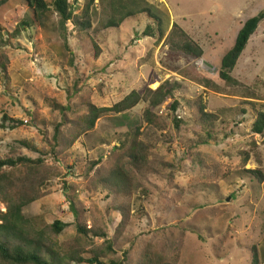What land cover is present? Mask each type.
Wrapping results in <instances>:
<instances>
[{
	"label": "rangeland",
	"instance_id": "374dc122",
	"mask_svg": "<svg viewBox=\"0 0 264 264\" xmlns=\"http://www.w3.org/2000/svg\"><path fill=\"white\" fill-rule=\"evenodd\" d=\"M69 1L75 13L87 4ZM148 1L170 17L161 39L144 34L153 24L146 14L105 29L106 6L99 0L91 6L92 28L79 35L71 21L62 31L56 12L46 28L25 27L22 20L29 16L23 0L0 4V65L7 64V76L0 66V158L43 160L29 177L35 185L43 181L38 187L44 193L22 208V226L47 257L74 239L90 258L91 250L99 251L111 239L117 253L104 250L102 264L125 250H130L129 264L146 256L161 264H253L254 247L264 264V179L260 182L249 171L264 174V135L252 132L257 111L264 110V19L231 72L238 83L229 85L219 76L222 57L245 21L264 12V0ZM173 23L202 47L201 58L170 49L166 40ZM16 27L20 30L13 37ZM95 44L102 50L98 58ZM195 78L212 80L218 90ZM162 84L173 88L180 103L175 113L169 108L173 99L154 109L163 129L143 121L150 103L142 100L124 113L101 115L93 129L74 139L80 129L75 125L90 103L109 107L132 90L144 95ZM242 86L259 99L245 97ZM199 103L219 116L213 125L199 121ZM137 128L147 156V167L139 174L127 163L134 146L116 149ZM246 152L250 159L244 165ZM25 174L22 166L14 184L0 186V223L8 205L20 202ZM95 178L102 184L110 180L114 191L101 188ZM70 201L77 204L80 222L107 237L91 233L93 243L76 237ZM55 220L69 224L58 237L47 228Z\"/></svg>",
	"mask_w": 264,
	"mask_h": 264
},
{
	"label": "trees",
	"instance_id": "16d2710c",
	"mask_svg": "<svg viewBox=\"0 0 264 264\" xmlns=\"http://www.w3.org/2000/svg\"><path fill=\"white\" fill-rule=\"evenodd\" d=\"M6 0H2L0 2L4 3ZM25 5L27 6V13L29 19H23L22 24L25 27L36 26L37 24L46 28V21H49L50 16L53 12H56L59 15L60 23L59 25L62 27L59 28L62 31L66 32V24L68 21L73 23V29L76 34L87 33L92 28V13L91 6L95 3V0H87V4L83 7L80 13H75L72 4L69 0H52L50 4L47 0H23ZM101 5H105L106 9L105 15L106 18L103 22V27L105 29L111 27H119L124 20L130 17H135L140 14H146L152 20L153 24L147 26V30H145L144 34L157 37L161 39L165 37L166 33L169 30L171 20L168 14L157 7L156 5L150 3L148 0H99ZM107 3V4H105ZM264 19V12H261L248 20L245 21L243 26L240 28L235 43L230 50H228L225 55L222 57L221 66L219 70L220 78L227 84L231 85L233 83H238V81L232 76L231 72L235 68L237 61L245 49L246 45L250 37L255 33L258 28L260 22ZM50 27V26H49ZM53 30H58V27L55 23L52 26ZM20 29L16 27L13 37H16L18 31ZM3 31V28L0 26V34ZM167 44L170 49L179 50L184 54L201 58L203 56L202 47L185 31L179 24L173 23L170 32L167 35ZM102 50L99 48L97 44H95V57H99ZM2 57H5L3 55ZM7 62V61H6ZM7 64L2 62L1 70L7 76ZM195 81L200 85L205 86L206 88L213 89L215 91L218 90V85H216L212 80L209 79H197ZM246 89L245 97L249 98H257L259 99L258 94H256L253 90L248 89L246 86H242ZM168 99H173L169 108L174 113L177 111L180 103L174 98L173 88H167L163 84L160 85L157 89L147 88L144 95H141L136 90H132L129 94L124 96L120 101L116 102L112 106L109 107H98L95 104L90 103L88 105V112L80 119V122L76 123L79 125L80 129L75 133L74 139L79 138L81 133L85 130H91L95 127L97 120L103 114L108 113H124L130 109H132L135 105H137L140 101H149L150 105L143 113V121L147 125H151L157 129H163L164 126L159 121L160 116H158L154 109L160 106L163 102ZM198 112L200 114L199 121L207 125H213L219 116L213 112H208L205 104H198ZM7 119V116H5ZM178 120L175 119V124L179 127ZM17 124H23L22 121L17 120ZM78 129V127H77ZM252 132L259 135H264V110H258L256 114V118L252 124ZM59 133V126H57L55 130V138H57V134ZM133 133V134H131ZM139 133V128L135 129V131H130L129 134L133 138L129 140V136L127 139L120 140L119 145L116 146V149L120 150L121 146L129 145L134 146V151L128 156L127 163L130 164L139 174L143 171L144 167H147V156L145 154V149L143 148L145 145L139 141L137 138ZM210 135V133H208ZM256 144L254 143V146ZM140 147V149H138ZM257 147V146H256ZM120 156L117 157V159ZM257 162L259 165L262 164V161L258 156H256ZM250 159L249 152L245 153V157L243 159V164L247 165ZM42 164L43 160H32V158L27 157H17V158H0V186L3 188L2 183L11 184L14 181L19 179V175L21 174L22 166L26 167V174L24 179L21 180V190L18 193L20 197V202L13 203L8 205L7 212L2 216V223H0V230H4L5 234L4 238H0V264H102V261L99 259L100 254L108 251L111 254L116 255V250L113 248L112 240L105 239L104 245L99 246V251L91 250L93 253L92 257L85 258L82 254L84 248L77 247V244H80V240H72L70 242H65L62 244L61 249H57L58 251L48 252L49 257L44 256L41 251V245L39 242L35 244V241L29 238V233L23 228L22 223L26 221L22 214V208L31 202L35 201L40 197L39 194H43L42 190L38 187L40 184H43L41 180L38 185L34 184L30 180L31 171L36 170L34 165ZM98 164V163H97ZM94 166L91 165L89 171L93 169ZM88 171V172H89ZM251 174L255 175L260 182L264 179V174L259 169L249 170ZM132 172H134L132 170ZM103 178V177H101ZM106 180V179H105ZM108 180V178H107ZM103 181V180H102ZM95 182L101 186V188H106L111 193L113 187L111 185V181H103L102 184L100 178H95ZM30 186V187H29ZM37 186V187H36ZM135 188H137L135 186ZM77 206V204H75ZM74 205V201H70V207L73 212V215L76 217V231L77 236L81 237L84 241L87 240L90 243H93L90 240V234L97 237H107V232L99 230H90L86 227V222L79 221V215L76 206ZM41 216V215H40ZM41 219V217H39ZM69 224L63 222L61 220H55L52 224L48 225V232L53 235V237H58L61 235L63 230ZM38 235L42 239L45 236V230L42 228ZM17 241V243H10V240ZM54 245H58L57 241L53 238H50ZM103 250V252H102ZM253 264H259V254L258 250L254 247L253 249ZM129 255L130 250H125L122 252L121 256H118L115 260L111 259L110 264H129ZM162 262L160 259H158ZM155 259H152L150 256H146V259L143 261L137 262V264H161ZM163 263V262H162ZM165 264H172L171 262Z\"/></svg>",
	"mask_w": 264,
	"mask_h": 264
},
{
	"label": "crops",
	"instance_id": "0c3cea01",
	"mask_svg": "<svg viewBox=\"0 0 264 264\" xmlns=\"http://www.w3.org/2000/svg\"><path fill=\"white\" fill-rule=\"evenodd\" d=\"M27 7V6H26Z\"/></svg>",
	"mask_w": 264,
	"mask_h": 264
}]
</instances>
